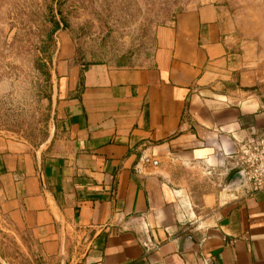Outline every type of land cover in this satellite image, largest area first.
Here are the masks:
<instances>
[{"label":"crops","instance_id":"crops-1","mask_svg":"<svg viewBox=\"0 0 264 264\" xmlns=\"http://www.w3.org/2000/svg\"><path fill=\"white\" fill-rule=\"evenodd\" d=\"M59 38L46 143L0 130L15 264H264V189L220 190L236 139L264 127V26L204 1L139 65L83 66Z\"/></svg>","mask_w":264,"mask_h":264},{"label":"rangeland","instance_id":"rangeland-1","mask_svg":"<svg viewBox=\"0 0 264 264\" xmlns=\"http://www.w3.org/2000/svg\"><path fill=\"white\" fill-rule=\"evenodd\" d=\"M204 1L0 0V130L37 147L46 143L61 31L74 61L83 66L139 65L157 48L160 28ZM215 1L244 22V30L264 26V0ZM3 215L0 205V256L22 263L27 238L14 232Z\"/></svg>","mask_w":264,"mask_h":264},{"label":"built area","instance_id":"built-area-1","mask_svg":"<svg viewBox=\"0 0 264 264\" xmlns=\"http://www.w3.org/2000/svg\"><path fill=\"white\" fill-rule=\"evenodd\" d=\"M230 163L226 171L243 172V180L238 186L229 187L222 184L223 191L231 192L236 197L251 195L264 189V127L255 132L236 139L234 154L229 156ZM222 173H219V175ZM149 241V240H148ZM144 242L145 248H150V241Z\"/></svg>","mask_w":264,"mask_h":264},{"label":"water","instance_id":"water-1","mask_svg":"<svg viewBox=\"0 0 264 264\" xmlns=\"http://www.w3.org/2000/svg\"><path fill=\"white\" fill-rule=\"evenodd\" d=\"M55 84H56V81H55ZM56 91L54 90V99H53V104H52V110H53V107H54V103H55V100H56ZM52 110H51V120H53V113H52ZM243 180V172L241 170L239 171H236L233 176L230 178L229 182H228V186L229 187H234V186H238Z\"/></svg>","mask_w":264,"mask_h":264}]
</instances>
